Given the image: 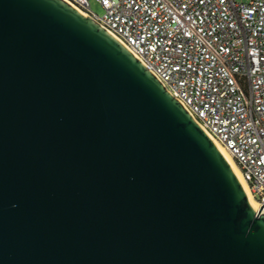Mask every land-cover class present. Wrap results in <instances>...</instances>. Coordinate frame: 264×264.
<instances>
[{
    "label": "water",
    "instance_id": "water-1",
    "mask_svg": "<svg viewBox=\"0 0 264 264\" xmlns=\"http://www.w3.org/2000/svg\"><path fill=\"white\" fill-rule=\"evenodd\" d=\"M0 264H264L218 145L68 0H0Z\"/></svg>",
    "mask_w": 264,
    "mask_h": 264
},
{
    "label": "built area",
    "instance_id": "built-area-1",
    "mask_svg": "<svg viewBox=\"0 0 264 264\" xmlns=\"http://www.w3.org/2000/svg\"><path fill=\"white\" fill-rule=\"evenodd\" d=\"M131 49L232 152L264 212V0H68Z\"/></svg>",
    "mask_w": 264,
    "mask_h": 264
},
{
    "label": "bare ground",
    "instance_id": "bare-ground-1",
    "mask_svg": "<svg viewBox=\"0 0 264 264\" xmlns=\"http://www.w3.org/2000/svg\"><path fill=\"white\" fill-rule=\"evenodd\" d=\"M208 134L212 137V139L215 141V143L218 145V147L220 148V150L222 151V153L226 156V158L229 160V162L231 163V165L233 166L235 172L237 173L238 177L240 178V180L242 181L245 189L247 190L250 199L252 201V203L256 206V202L254 201V199L252 198L250 191H249V186L247 181L244 179L242 171L240 169L239 164L237 163L234 155L232 154V152L226 147V145H224L217 137H215L213 134L209 133Z\"/></svg>",
    "mask_w": 264,
    "mask_h": 264
},
{
    "label": "rangeland",
    "instance_id": "rangeland-1",
    "mask_svg": "<svg viewBox=\"0 0 264 264\" xmlns=\"http://www.w3.org/2000/svg\"><path fill=\"white\" fill-rule=\"evenodd\" d=\"M91 6H92L93 10L96 11L97 13H99L100 15L105 13V8L103 7V5L99 1L91 0Z\"/></svg>",
    "mask_w": 264,
    "mask_h": 264
}]
</instances>
